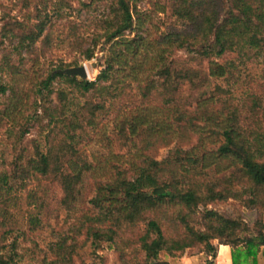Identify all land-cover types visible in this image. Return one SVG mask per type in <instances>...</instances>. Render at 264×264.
<instances>
[{"label":"trees","instance_id":"trees-1","mask_svg":"<svg viewBox=\"0 0 264 264\" xmlns=\"http://www.w3.org/2000/svg\"><path fill=\"white\" fill-rule=\"evenodd\" d=\"M110 1V16L101 21V33L81 51L83 59L90 61L99 44L107 47L103 69L89 81L57 73L77 65L61 63L36 81L32 89L38 100L30 120L47 121L45 148L35 142L31 156H25L28 149L23 148L11 164V173L0 175V191L9 189L10 180L21 187L33 177L50 180L60 193L57 204L77 216L75 237L84 236L92 246L102 243L122 253L124 242L134 236L131 243L143 254V264H169L170 258L196 245H204L201 253L211 257L206 264H214L213 241L230 247L232 264H256L264 249V127H245L248 115L231 103L226 88L213 83L225 79L234 67L233 62L219 63V59L230 53L242 56L264 45V0H223L222 11L215 0H156L159 13L175 18L184 28L154 41L140 35L143 17L149 14L136 11L129 0ZM69 7L66 0H42L35 6V15L22 21L3 16L0 46L7 43L20 56L23 51L30 54L41 40L48 44L45 29L50 17L62 18ZM175 51L189 57L171 58ZM12 53L0 58V93L9 90L14 95L12 82L3 83ZM125 80L138 83L139 95L117 121L111 141L119 150H134V161L125 167L112 165L110 177L97 181L93 196L85 201L84 182L94 169L80 148L106 116L107 100L117 98L113 92L118 87L110 90ZM55 82L73 91L54 90ZM74 91L78 96L69 97ZM202 118L210 124H206L209 136L220 140L212 150L207 149L206 131L198 125ZM193 133L197 141L187 151L177 146L162 160L148 154L159 140L176 137L180 142V137L189 140ZM216 161L228 165L216 171L212 169ZM210 171L222 177L208 181ZM230 199L258 213L253 228L240 218L214 211L205 212L204 230L189 227L187 218L198 207ZM168 211L183 231L171 239L162 224ZM5 221L0 210V264H22L16 239L5 244L12 234ZM75 237H59L48 248L52 259L48 264H73ZM162 253L168 260L161 259Z\"/></svg>","mask_w":264,"mask_h":264},{"label":"rangeland","instance_id":"rangeland-1","mask_svg":"<svg viewBox=\"0 0 264 264\" xmlns=\"http://www.w3.org/2000/svg\"><path fill=\"white\" fill-rule=\"evenodd\" d=\"M41 1L0 0V19L4 16L6 20L22 21L26 16H34L35 6ZM129 1L136 11L149 14L148 17H143L146 20L145 26L142 32H139L146 40L154 41L162 37H171L184 28L175 18H168L159 13L160 8L156 5V0ZM215 1L219 10L222 11L224 1ZM66 2L70 7L63 11L62 18L59 19L53 15L50 17L51 23L45 29V34L47 33L50 37L48 44L41 40L36 43L30 54L23 51L20 56L12 53L7 43L3 47L0 46V58L4 54L12 53L10 67L5 68L7 74L3 75V83L12 82L9 85L15 91L14 95L9 90L4 94L0 93V175L11 173V164L23 148L28 149L25 156L33 154L35 142H38L43 149L45 148L47 121L42 120L38 123L30 120L34 116L33 103L38 100L32 89L36 81L61 63L64 65L77 63L70 68L84 66L89 81H94L103 69L107 47L99 44L95 48L94 58L90 61L83 59L81 51L90 45V40L96 33H101L100 23L110 16L111 1L66 0ZM3 24L4 22L0 20V31ZM136 33L127 34V37L131 38ZM175 57L189 56L184 51H175L171 58ZM218 62H233L234 67L230 75L225 79L216 80L213 85L226 88L229 91L231 103L242 110V115H248L245 127L260 130L264 127V45L257 50H247L242 56L237 53L227 54ZM203 65H207L206 61ZM13 71L16 73H11ZM117 85L110 90L114 91L113 89L118 87V91L113 92L118 94L117 98L107 100L106 116L100 125L89 133L87 141L80 148V153L93 165L94 169L93 175L84 182L82 193L85 201L93 196L97 181H105L110 177L112 165L125 167L134 161L135 151L130 153L127 149L119 150L111 141V133L114 132L117 121L128 113L129 107L137 103L139 86L138 83L130 80L122 81ZM52 87L54 90L73 91L72 88L60 82H55ZM77 96L78 93L74 91L69 97ZM52 98L53 102H56V97ZM193 109L197 107L194 105ZM206 124L210 125L206 122V118H202V121L198 123L206 131L207 149L212 150L220 140L217 136H209L210 133L207 132L209 127ZM212 128L214 129L211 122ZM25 131L24 138L20 141L21 134ZM190 135L189 140L180 137V142L176 140L178 139L176 137L173 140H159L148 154L156 160H162L177 146L187 151L197 141L196 134ZM227 165V162L216 161L212 169L220 171ZM228 173L224 177H228ZM221 177V175H214L211 171L207 175L208 181ZM233 187L238 189L237 186ZM8 188L0 191V210L5 213V229L12 231L5 244L16 239V251L22 264H48L52 260L48 248L56 243L59 237H75L77 216L69 214L59 203L57 204L60 200L58 187L48 179L33 177L25 182L24 187L10 180ZM84 206L86 207V204ZM85 211L81 208V212ZM206 211L240 218L250 228H253L258 219L256 211L245 209L241 204L230 199L198 207L195 213L187 218L189 227L204 230L207 220L203 216ZM164 218L162 224L167 238L171 239L183 233L182 226L175 219L172 211H168ZM142 230L143 226H140V231ZM133 237L127 238L128 240L123 244L124 251L119 253L102 243L99 244L100 246H92L84 236H76L77 248L73 256V264H143V254L131 243L134 241ZM203 249L204 245H196L189 251L199 253ZM161 259L166 261L168 257L162 253Z\"/></svg>","mask_w":264,"mask_h":264},{"label":"crops","instance_id":"crops-1","mask_svg":"<svg viewBox=\"0 0 264 264\" xmlns=\"http://www.w3.org/2000/svg\"><path fill=\"white\" fill-rule=\"evenodd\" d=\"M215 258L214 264H232L231 262V249L228 246L214 243ZM205 256V259H203ZM211 257L204 255L203 253H190L186 251L183 255L170 258L169 264H206V260H210ZM256 264H264V249H261L256 257Z\"/></svg>","mask_w":264,"mask_h":264},{"label":"water","instance_id":"water-1","mask_svg":"<svg viewBox=\"0 0 264 264\" xmlns=\"http://www.w3.org/2000/svg\"><path fill=\"white\" fill-rule=\"evenodd\" d=\"M57 73L67 77H78L80 79L87 80V72L84 66L58 70Z\"/></svg>","mask_w":264,"mask_h":264}]
</instances>
